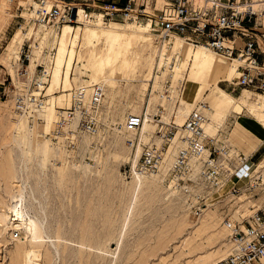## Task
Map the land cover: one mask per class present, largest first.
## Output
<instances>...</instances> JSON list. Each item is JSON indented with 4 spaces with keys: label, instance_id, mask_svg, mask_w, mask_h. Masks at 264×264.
<instances>
[{
    "label": "rangeland",
    "instance_id": "374dc122",
    "mask_svg": "<svg viewBox=\"0 0 264 264\" xmlns=\"http://www.w3.org/2000/svg\"><path fill=\"white\" fill-rule=\"evenodd\" d=\"M163 3L157 0L158 7ZM36 7L34 0H0V211L6 212L12 194L21 188L28 209L35 208L32 214L42 219L46 231L54 237L53 242H35L29 230L22 229L23 236L13 238L8 229L0 242V264H215L230 248L228 234L222 229L224 212L237 218L240 208L249 213L250 202L245 199L237 203L230 201V197L220 202L218 194L210 191L208 206L195 215L188 196L151 176L136 189L132 183L136 176L128 172L140 149L135 151L126 145L125 133L131 134L124 129L128 115L148 114L152 118V132L147 133L146 141L153 143L158 138V119L176 123L177 108L190 101L189 84H186L189 71H177L181 60L176 52L170 51L165 43H158L160 32L154 33L151 41L138 39L127 55L132 60L131 67L121 72L134 82L112 81L115 85H104L99 132L80 133L76 137L77 146L71 148L66 145V134L57 142L49 139V131L56 124L60 108L70 106L75 88L98 82V55L106 44L104 40L88 42L86 26H78L82 29L74 59L69 68L66 60L57 84L53 85L61 30L52 33L50 28L36 24ZM101 18H97L99 24L107 30L136 28L127 23L147 26L121 19L108 22L121 24L106 26ZM25 44L26 48L27 44L31 45L30 64L26 62L31 72H36L37 64L49 70L41 93L45 105L36 109L34 120H41L35 121V125L34 120L17 109L15 102V87L19 84L30 86L32 91L39 89L32 83L35 80L32 75L31 83L17 76L22 68L19 55ZM220 59L217 62L220 67L231 65ZM166 81L171 85L168 96L164 95ZM66 83L71 85L70 90L64 89ZM220 86L243 101L244 107L241 114L232 111L219 121L213 133L207 130L211 112L206 111L205 134L211 138L218 134L235 152L256 154L243 166V182L256 171L264 176V130L249 109V104L263 101V96L259 98L256 91H243V87L230 81H222ZM200 101L203 100L191 101V111ZM242 117L250 118L249 122ZM77 125L78 116L71 127ZM36 132L48 146L36 148L33 140ZM140 134L142 137L143 128L136 131V138ZM258 194L253 201L258 199L263 206L264 190ZM43 231L40 228L37 232L42 235Z\"/></svg>",
    "mask_w": 264,
    "mask_h": 264
},
{
    "label": "built area",
    "instance_id": "2783aa9c",
    "mask_svg": "<svg viewBox=\"0 0 264 264\" xmlns=\"http://www.w3.org/2000/svg\"><path fill=\"white\" fill-rule=\"evenodd\" d=\"M13 1V0H11ZM34 22L41 27L59 32L64 24L73 27L85 25L97 19L101 12L102 21L129 20L144 23L154 33L160 32L159 44L181 38L193 46L204 45L218 53L223 59L236 65L239 76L232 82L263 95L264 101V0H169L164 10L156 11L148 5V0H128L120 5L106 1L91 11L88 5L93 0H34ZM30 44L21 48L19 61L22 68L18 78H26L39 87L32 91L30 86L15 87L17 109L34 120L36 109L45 105L41 93L49 70L37 64L35 73L29 68L32 57ZM29 64H26V62ZM174 64V63H172ZM42 67V68H39ZM173 68V67H172ZM34 74V75H33ZM32 75V79H31ZM36 76V77H35ZM12 78V77H11ZM164 95L171 90L165 82ZM28 88V89H27ZM106 88L102 83L78 85L68 108H60L56 124L49 131V139L59 141L66 134V145L77 146L80 133L95 135L100 129L99 110L105 99ZM209 103L200 101L190 112L182 126V132L174 120L158 119L160 126L156 132L161 138L160 145L151 144L143 148L136 166L128 169L130 176H149L163 168L166 156L173 151L172 164L167 168L164 179L173 183L188 195L192 213L200 215L208 206V193L216 192L220 202L230 197V201L247 199L249 213L240 208L238 217L224 212L222 224L228 230L230 248L228 253L215 264H264V205L255 200L264 190V176L254 172L248 180L242 181L243 166L254 158L242 151L235 152L231 145L218 137L205 134L204 123ZM78 116V125L72 128ZM146 114H129L124 124L127 132L138 131ZM41 119H35L39 122ZM138 140H128L135 146ZM174 147L171 150V146ZM199 189L198 187H201ZM245 197V198H242ZM242 206V205H241ZM10 233L13 238L23 236L18 226L19 219L11 216Z\"/></svg>",
    "mask_w": 264,
    "mask_h": 264
},
{
    "label": "bare ground",
    "instance_id": "6f19581e",
    "mask_svg": "<svg viewBox=\"0 0 264 264\" xmlns=\"http://www.w3.org/2000/svg\"><path fill=\"white\" fill-rule=\"evenodd\" d=\"M198 1L203 2L206 0H198ZM97 15L98 17H102L101 12H98ZM102 23L106 26L107 25L111 26V25L121 24L122 22L112 21L111 23H104L102 21ZM126 25L136 26V28L133 30H125V29L107 30L101 27L98 19L85 23L86 26L85 34L87 41L96 43V41L98 40H104L107 46V47L105 46V48L102 50V54L98 55L99 62L98 64L96 63L97 64L96 81H98V83H102L105 86L115 85L114 82L112 81H120L125 83L134 82L132 78L128 77V75L121 73L122 71L126 72L127 70H129V68L132 65V60L127 57L128 52L132 47H134L133 45L136 41H138V39L142 38L144 40H149V41L152 40L153 33L148 25L141 26V25H136L134 23H127ZM81 29H82L81 27H73L70 24H64L62 26L56 65L54 70L55 83L53 82V85L57 84L56 81L59 80L58 78L60 77L62 71L64 70V66L67 59H68V68L71 65L72 60L74 59L75 47L78 46V42L81 37L80 36ZM165 45L169 48L170 51L173 52L175 51L177 54V58L181 60L180 61L181 63L179 65L177 64V68H178L177 71L178 70L181 72L189 71L188 73L189 81L186 84H189L188 100L190 101L188 104L179 105L176 114L178 117V118L176 117L177 118L176 123L179 127L180 132H182V126L184 125L186 118L191 112L190 103L192 100H195L197 98L203 101H207L209 103V107L206 111H210L211 114L210 117L208 118L206 126H207V130L212 133L215 129V125H217L218 122L221 121L224 117H226L230 112L236 111V113L241 114L242 112L241 108L244 107L242 106L243 104L241 105L243 101H241L238 97H234L231 94L227 93L220 86V82L230 81L232 80V77L239 76V70L235 64L231 63L230 66L225 64L222 67H220L219 65H217V62L221 61L220 58L222 57L218 53L207 48L204 45L193 46L191 43H188L179 37L173 38L170 42H166ZM139 54H141V52H139ZM70 87H71L70 84L66 83L64 85L65 90H70ZM242 90L248 92H254L247 88H242ZM261 96L262 95L259 94V98H261ZM249 109L251 110V112L254 113L253 118L255 122L264 130V102L260 100L257 103L249 104ZM151 121H153L152 118L148 114H146L144 122L141 128L139 129L140 131L143 128L142 137L140 134L136 138L135 136L136 132H129L131 134L127 135L121 129V131H123L127 136L126 145L128 146V148L133 149L135 151H137L139 148L141 149V150L139 149V151L136 154L134 160V166L137 165L136 163L138 162L139 157L141 156L144 146L151 144L160 145L161 143L159 137L157 138L156 142L153 143H147L146 141L147 133L152 132V131L150 132V130H152L153 127L152 124L150 123ZM215 137H218V134ZM135 138L138 140V142L133 147L130 144H128V140L129 141L134 140ZM33 140H36V148L38 150L39 148L40 149L43 148L44 145L48 146L47 141L42 139V137L38 136L37 132L35 133ZM173 147L174 144L171 146V150ZM173 158H174V152L171 151L166 156L163 164V168L160 171V172L163 171L162 172L163 177L165 176V172L167 168L172 164ZM160 172L157 174L149 175L151 177L136 176V179H134V182L132 183L136 189H139L147 180L146 179L147 177L149 178L157 177L162 181V183L165 186L171 188V190H174L177 193H180V191L177 189V187L174 186L172 182L168 183L165 181V179L160 175ZM151 180L155 181V179H151ZM211 193H216V192H211ZM183 196L187 197L188 195L184 194ZM1 204L2 203L0 202V206ZM28 206L29 205L27 204L26 201L25 191H23L21 188L19 190H16L12 194L11 202L6 206V212L0 211V242L5 238L8 229H10L11 227H15L11 223L12 214H15L17 216V219H19V224L17 227H19L20 229L29 230L32 233L33 241L53 242L54 236H52L48 231H46V226L44 225L42 219L36 213L32 214V211L35 210V208L31 207V209L29 210ZM40 228H43L44 230L43 231L44 234L42 235H39L37 232L38 229ZM222 229L225 235L228 234L227 228L223 226V224H222ZM227 242L230 246L228 237H227ZM119 246L120 243L118 242L117 248H119Z\"/></svg>",
    "mask_w": 264,
    "mask_h": 264
},
{
    "label": "crops",
    "instance_id": "0c3cea01",
    "mask_svg": "<svg viewBox=\"0 0 264 264\" xmlns=\"http://www.w3.org/2000/svg\"><path fill=\"white\" fill-rule=\"evenodd\" d=\"M106 1H113V2H115V3H118V4H120V5H123V4H125L128 0H93V1H89L88 2V5H89V8H90V10L91 11H97L98 10V6H101V5H103ZM166 1V2H165ZM163 4H162V6H160V7H158L157 6V0H156V2L154 3H151L150 2V0H148V5L151 7V8H153L154 10H156V11H161V10H164L165 9V7H166V5L168 4V3H170V1L169 0H163ZM225 61H227V60H225ZM238 76H236V77H234L232 80H230V82H232L233 80H235L236 78H237ZM259 94H261V93H259ZM262 95V94H261ZM263 96V95H262ZM247 123L249 122L247 119H250V118H246V117H242ZM251 134H252V132H250ZM242 151V150H241ZM243 152V151H242Z\"/></svg>",
    "mask_w": 264,
    "mask_h": 264
}]
</instances>
